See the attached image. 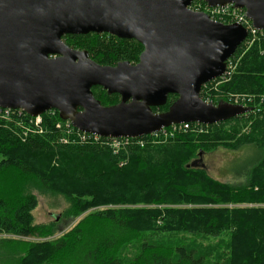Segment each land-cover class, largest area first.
I'll use <instances>...</instances> for the list:
<instances>
[{"label":"trees","instance_id":"trees-1","mask_svg":"<svg viewBox=\"0 0 264 264\" xmlns=\"http://www.w3.org/2000/svg\"><path fill=\"white\" fill-rule=\"evenodd\" d=\"M259 34L244 53V43L238 47L230 61L243 55L225 80L214 79L202 88L201 97L209 100L206 87L222 81L212 92L215 104L226 101L223 96L228 94L254 97L245 102L252 111L223 122L190 123L175 133L169 132L170 126L166 132L129 138L115 151L110 137L84 138L55 109L44 113L38 126L27 113L15 111L8 119L0 115V233L15 236L0 237V264H264V207L160 208L181 202L264 203V34ZM63 39L71 47L66 39L77 41L102 65L137 63L144 49L135 39L108 33L68 34ZM93 92L103 105L121 98L100 86ZM176 99L170 95L166 105L154 110L166 111ZM227 143L256 149L243 183L216 180L193 163H183L200 148ZM54 155L58 166H52ZM7 172L18 183L12 178L3 185ZM30 186L62 193L70 202V216L88 213L57 240H29L55 232L54 223L34 222L38 201ZM225 231L232 233L229 260L216 263L204 253L197 255L187 242L167 245L148 237L219 236Z\"/></svg>","mask_w":264,"mask_h":264},{"label":"water","instance_id":"water-1","mask_svg":"<svg viewBox=\"0 0 264 264\" xmlns=\"http://www.w3.org/2000/svg\"><path fill=\"white\" fill-rule=\"evenodd\" d=\"M193 1L0 0V107L33 117L55 109L81 132L115 138L216 124L252 111L201 97L205 84L225 74L249 30L192 9ZM204 1L244 9L253 27L264 30V0ZM89 33L139 41V61L102 65L63 39ZM95 86L120 101L103 105ZM173 94L177 99L166 111L154 110Z\"/></svg>","mask_w":264,"mask_h":264},{"label":"rangeland","instance_id":"rangeland-1","mask_svg":"<svg viewBox=\"0 0 264 264\" xmlns=\"http://www.w3.org/2000/svg\"><path fill=\"white\" fill-rule=\"evenodd\" d=\"M198 4V3H197ZM194 8V7H193ZM197 8V6H195ZM234 15L231 10H227L224 13H222L220 20H222L225 23L231 22L234 20ZM259 36H261L259 33H256L249 36L248 39L243 44V52L244 53L253 43L255 40L260 39ZM66 41L70 42L76 49H81V44L77 41L66 39ZM83 50V49H82ZM240 54L235 59L233 58L230 63V74L236 69L237 63L239 59L242 57L243 54ZM133 63V62H132ZM222 81H217L212 83L213 86H208L205 89V94L208 95V99L212 103L214 102L213 99L215 98V95L212 92H215L214 88H216L218 85H220ZM214 97V98H213ZM223 98L227 102L231 103H242L246 102L248 99L254 98L249 97L248 95H240V94H228L224 95ZM264 100V99H263ZM253 101V100H252ZM6 119H8L7 116H4ZM10 118V117H9ZM226 131H230L229 126L225 127ZM247 128H245L243 131H246ZM180 128H170L169 132H179ZM167 134V133H166ZM165 136V135H163ZM158 136H153L152 139H157ZM161 138V137H160ZM231 143V142H229ZM224 144V145H212L209 146L208 149H198L197 152L190 156L189 158L184 160V165L191 164L194 166H197L196 168L204 169L205 172L212 176L216 180H220L223 182H233V183H243L246 178V170L247 166H249L256 158V155H252L256 149L252 146H244L240 148H235L233 144ZM252 155V156H251ZM46 158V157H45ZM45 161H49L50 157L45 159ZM52 166H58L59 165V157L54 155L51 158ZM63 175V170L61 171ZM14 175H10L9 172L2 177L1 182L3 185L13 178ZM11 182H17L13 178ZM18 183V182H17ZM7 185V184H6ZM29 192H31L33 195L36 196L38 204L37 207L33 210V216H34V222L37 224H55V232L53 236L51 237H36V238H28L29 240H34L36 242H43L48 240H57L59 239L63 234L70 231L73 226H75L83 217L85 214L79 216V217H73L70 216L69 208H70V202L68 199L59 192H53L41 188H36L33 186H30L28 189ZM140 207L146 206V204H140L138 205ZM194 206H201V207H264V203H257V202H251V203H232V202H219V203H211V204H195L194 202L188 203V202H181L180 204H171V205H161L160 208H166V207H182V208H188V207H194ZM106 207V206H105ZM155 207V206H153ZM101 209V208H100ZM0 237H15L11 233H0ZM149 241H158L160 243L164 244H171V245H180L187 242V245L189 248L195 250L197 252V255H202L203 253L206 254V259L210 263H216V261H227L229 260V249L230 246H232V233L230 231H225L219 236H211V235H204V234H193V233H168L165 235H160L156 239L152 238V236H148ZM221 264V263H219Z\"/></svg>","mask_w":264,"mask_h":264},{"label":"built area","instance_id":"built-area-1","mask_svg":"<svg viewBox=\"0 0 264 264\" xmlns=\"http://www.w3.org/2000/svg\"><path fill=\"white\" fill-rule=\"evenodd\" d=\"M202 1L204 2L203 5L199 4L200 0H194L192 5H191V8L194 9V10H197V11H205L212 19L220 21V22H223L222 20L219 19V18H221L222 13H224L227 10H231L233 12V15H234L235 18H234V20H232L231 22H228V23H240V24L244 25L249 30V36L250 35L252 36V35H254L256 33H259V32L264 34V30H257L256 28L253 27L252 22L247 17L246 11L244 9L234 8L232 5L209 7L204 0H202ZM195 6H197V8H195ZM223 23H225V22H223ZM229 62H230V59L227 62V69H226L225 74L222 77H219L222 80H225L227 75L230 74L229 70H230L231 67H230V63ZM206 101L209 102V103H212L209 100H206ZM213 104H215V103H213ZM238 104L246 105L244 102L238 103ZM15 111H19L20 113L21 112L26 113L25 111H23L21 109L13 110V109H10V108H2V107H0V115L9 116L10 114L14 113ZM29 117L32 119V121H34V124L37 125V126L40 125L41 122H42V115L41 116H37V117H33V116L29 115ZM189 124L190 123H185V124H180V125H172L171 127H173V128L179 127L180 129H184V128H187ZM68 125L69 126L71 125V123L69 121H68ZM166 129L167 128H165L162 131L166 132ZM82 133H83V137L84 138L87 137L86 136L87 134H89V133H84V132H82ZM154 134H156V133H154ZM90 135L94 136L96 139H98L100 137V136L95 135V134H90ZM110 138H111V144H110L111 148L113 150H115V151H118V149H120L122 147L123 142L124 141L127 142V139H129L128 137H123V138L110 137Z\"/></svg>","mask_w":264,"mask_h":264}]
</instances>
